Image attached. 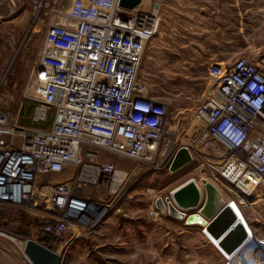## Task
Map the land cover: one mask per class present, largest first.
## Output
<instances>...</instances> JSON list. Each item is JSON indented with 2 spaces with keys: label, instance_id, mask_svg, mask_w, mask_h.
<instances>
[{
  "label": "built area",
  "instance_id": "built-area-1",
  "mask_svg": "<svg viewBox=\"0 0 264 264\" xmlns=\"http://www.w3.org/2000/svg\"><path fill=\"white\" fill-rule=\"evenodd\" d=\"M164 1L153 0V6ZM33 4L45 29L29 78L36 102L30 123L41 127L50 113L53 118L46 130L29 129L20 125L18 114L0 110V211L26 208L38 218L40 234L53 239L74 228L98 225L109 207L78 190L111 191L128 175L102 152L142 163L149 173L187 171L167 193L148 191L152 217L170 216L168 206L185 219L198 211L181 209L173 199L186 183L197 188L198 207L209 185L233 214L264 186V54L210 66L206 95L192 113L203 130L190 145H183L174 128L167 129L166 104L151 97L139 80L145 47L159 28L156 13L143 10L142 3L123 9L119 0ZM180 150L189 161L172 171ZM65 172L64 180L52 178ZM157 200L163 211L156 207ZM246 242L239 249L251 253L252 262L244 256L245 263L262 264L259 245L252 248L250 240L246 247Z\"/></svg>",
  "mask_w": 264,
  "mask_h": 264
},
{
  "label": "rangeland",
  "instance_id": "rangeland-1",
  "mask_svg": "<svg viewBox=\"0 0 264 264\" xmlns=\"http://www.w3.org/2000/svg\"><path fill=\"white\" fill-rule=\"evenodd\" d=\"M34 1L0 0V110L18 114L22 127L46 130L52 113L41 127L30 123L36 102L29 78L45 29V21L41 23L35 16ZM49 2L57 7L67 0ZM141 3L143 10L158 15L160 24L145 47L139 80L151 97L166 104L167 129L174 128L180 140L194 121V107L206 95L210 66L264 54V0H165L160 7H154L153 0ZM20 141L14 139L15 144ZM102 155L128 174L111 191L105 187L78 190L88 200L109 207L104 220L92 228H74L57 240L44 241L36 216L28 215L26 208L4 207L0 264H28L22 261L24 240L56 254L59 264H231L232 258L200 227H188L168 215L149 214L152 195L148 191L167 193L183 181L186 170L149 173L142 163L106 152ZM67 174L52 178L64 180ZM239 210H234L239 220L264 251V186ZM250 254L245 256L252 262Z\"/></svg>",
  "mask_w": 264,
  "mask_h": 264
},
{
  "label": "water",
  "instance_id": "water-1",
  "mask_svg": "<svg viewBox=\"0 0 264 264\" xmlns=\"http://www.w3.org/2000/svg\"><path fill=\"white\" fill-rule=\"evenodd\" d=\"M140 3L141 0H119V6L127 10L135 8ZM188 161L189 156L186 151L180 150L171 166V170L179 169ZM173 199L181 209L197 208L198 211L189 214L185 219L182 213L176 211L172 206H168V214L178 220H184L186 225L194 221L205 226L207 233L214 240L219 241V248L226 255L231 256L246 240L242 223L238 222L237 217L228 207L221 204L217 192L211 186L206 185L205 202L202 207H198L199 193L193 183H186L178 188L173 194ZM156 207L163 211L160 200L156 201ZM23 243L24 259L22 261L24 263L59 264V257L56 254L36 242L24 240Z\"/></svg>",
  "mask_w": 264,
  "mask_h": 264
},
{
  "label": "bare ground",
  "instance_id": "bare-ground-1",
  "mask_svg": "<svg viewBox=\"0 0 264 264\" xmlns=\"http://www.w3.org/2000/svg\"><path fill=\"white\" fill-rule=\"evenodd\" d=\"M203 130V125L201 124V123H199L196 119L193 121V123L192 124H190V126H189V128H188V130L187 131H185V134L183 135L184 136V138H186V139H181V141H182V144L183 145H190V139L191 138H193L192 137V135L193 134H195V133H197V132H200V131H202ZM221 202V201H220ZM222 204V203H221ZM234 213H235V211H234ZM198 215V214H197ZM236 217H237V215L236 214H234ZM237 220H238V217H237ZM238 222L239 223H242L241 221H239L238 220ZM243 224V223H242ZM188 225H200L199 223L197 224V222H191V223H189ZM245 230H246V232L247 233H245V236H246V243L244 244V245H246V247H248V243L250 242V240L253 242V246H252V248L253 247H257L258 246V240L255 238V237H253L252 235H250L249 236V232L251 233V231H249L248 232V230L245 228ZM1 235H4L3 233H1L0 232V236ZM209 235V234H208ZM210 236V235H209ZM4 237V236H3ZM211 237V236H210ZM212 238V237H211ZM251 238V239H250ZM10 239V238H9ZM10 240H12V241H14V238L12 239V237H11V239ZM214 240V239H213ZM216 243H217V246H218V248H219V244H218V242L219 241H216V240H214ZM23 249H24V243H23V246L21 247V251L23 252ZM220 249V248H219ZM247 249V248H246ZM262 250V249H261ZM244 251H245V249H244ZM262 252H263V255H264V251L262 250ZM242 252L240 251V249H238V250H236L232 255H231V258H232V260L230 261L231 262V264H246L245 263V258H244V256H245V254H241ZM246 253V252H245Z\"/></svg>",
  "mask_w": 264,
  "mask_h": 264
},
{
  "label": "trees",
  "instance_id": "trees-1",
  "mask_svg": "<svg viewBox=\"0 0 264 264\" xmlns=\"http://www.w3.org/2000/svg\"><path fill=\"white\" fill-rule=\"evenodd\" d=\"M2 213H3V210L0 211V215H1ZM41 238H42V240H44V241H48V240L50 239V237L45 236V235L42 236ZM50 240H51V239H50ZM56 240H57V239H56Z\"/></svg>",
  "mask_w": 264,
  "mask_h": 264
},
{
  "label": "crops",
  "instance_id": "crops-1",
  "mask_svg": "<svg viewBox=\"0 0 264 264\" xmlns=\"http://www.w3.org/2000/svg\"><path fill=\"white\" fill-rule=\"evenodd\" d=\"M235 214L237 215V213L235 212ZM237 217H238V215H237ZM238 220H239V218H238ZM239 221H241V220H239ZM243 223V222H242ZM188 227H196V228H199V226H195V225H187Z\"/></svg>",
  "mask_w": 264,
  "mask_h": 264
}]
</instances>
